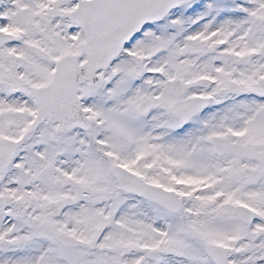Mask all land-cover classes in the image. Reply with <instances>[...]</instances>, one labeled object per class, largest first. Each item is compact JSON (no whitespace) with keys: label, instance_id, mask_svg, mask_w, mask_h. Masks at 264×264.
I'll list each match as a JSON object with an SVG mask.
<instances>
[{"label":"snow or ice","instance_id":"1","mask_svg":"<svg viewBox=\"0 0 264 264\" xmlns=\"http://www.w3.org/2000/svg\"><path fill=\"white\" fill-rule=\"evenodd\" d=\"M0 264H264V0H0Z\"/></svg>","mask_w":264,"mask_h":264}]
</instances>
